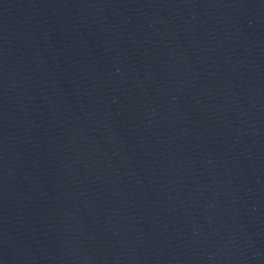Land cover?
Masks as SVG:
<instances>
[{
	"label": "water",
	"instance_id": "water-1",
	"mask_svg": "<svg viewBox=\"0 0 264 264\" xmlns=\"http://www.w3.org/2000/svg\"><path fill=\"white\" fill-rule=\"evenodd\" d=\"M0 264H264V0H0Z\"/></svg>",
	"mask_w": 264,
	"mask_h": 264
}]
</instances>
